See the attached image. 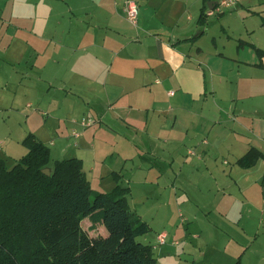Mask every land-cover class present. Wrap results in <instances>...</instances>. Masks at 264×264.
I'll return each instance as SVG.
<instances>
[{"label":"crops","instance_id":"crops-1","mask_svg":"<svg viewBox=\"0 0 264 264\" xmlns=\"http://www.w3.org/2000/svg\"><path fill=\"white\" fill-rule=\"evenodd\" d=\"M8 1V24L16 32L0 36L7 54L0 88L14 91L10 109L17 108L20 91L44 98L47 104H40L55 117L78 123L93 117L95 123L74 132L80 139L76 149L87 145L94 165L116 155L121 163L110 171L114 186L129 164L135 172L146 170L143 182L148 175L157 179L158 169L151 161L146 167L144 154L164 148L190 154L195 160L183 162L195 166L196 182L218 201L213 210L221 223L257 213L264 223V55L256 52L264 51V0H235L225 7L238 8V23H223V16L203 22L204 8L217 5L213 0H136V26L125 17V0H39L34 9L3 2ZM251 150L255 161L241 164ZM175 184L176 178L170 187ZM246 234L241 227L221 246L196 234L208 249L202 264H264L263 252L247 255ZM165 261L174 264L176 258L168 254Z\"/></svg>","mask_w":264,"mask_h":264},{"label":"rangeland","instance_id":"rangeland-1","mask_svg":"<svg viewBox=\"0 0 264 264\" xmlns=\"http://www.w3.org/2000/svg\"><path fill=\"white\" fill-rule=\"evenodd\" d=\"M3 1L0 0V36H3L6 30L16 32L14 26L8 24L12 23L8 11L10 1L6 5ZM13 1L16 7L17 5H23L27 6L28 9H34L39 4V0ZM213 1L220 2L221 0ZM204 9L202 20L205 23H215L222 16L223 23H238L240 20V17L234 14L238 11V8H234L232 11L220 6L218 11L212 15L207 14V6ZM177 10H180V7ZM188 12L194 15L192 9ZM220 12H223V14L219 15ZM4 53V44H0V80L6 79L5 69L7 67L5 65L7 62L5 60L7 54ZM17 70L21 71L23 67L16 68L15 71ZM13 92L8 88H0V158L6 161L7 167H11L27 153V148L21 143L24 138L18 139V136L24 134V132L26 135L31 131L37 134L50 148V168L55 160L74 156L82 157L85 161V171L91 181L92 189L98 192L111 191L115 181L111 177L110 171L118 170L121 160L116 155H113V157L107 155L104 157L105 159H100L102 162L94 165V156L92 157L87 145H81L82 151L76 149V142H80V139L74 137V132H81V128L85 126H82L80 122H76V118L73 119L60 114L55 117V114L42 107L41 104H47L44 98L40 100L37 95L25 96L20 91L17 92L15 102L17 108L10 109V99ZM40 112H43V115ZM89 118L92 124L95 123L96 120L93 117ZM58 124H61V127L57 132L55 129H57ZM73 128L74 131H72ZM67 129L69 130L68 133ZM9 134L10 139H8ZM88 137L90 136L88 135ZM51 142L52 144H50ZM84 142L89 144V140H84ZM164 149L162 152L150 156L144 154L143 157L146 160V167L149 166L151 161L154 171L158 169L157 173L159 175L156 180L151 181L152 177L148 175L147 182H143L140 179L143 174H146V170L135 172V167L129 164L126 175L121 177L119 181L122 186L130 187L131 191L127 197L130 210L139 214L151 227L150 232L139 236L137 240L155 245L153 254L157 258V264H168L165 261L168 254L175 256L176 262L174 264H191L192 261H195L194 264H202L208 249L200 245L199 239L195 238L196 234L204 235L206 240H209V237L219 240L218 245L221 246L219 242L225 245L227 234L235 236L234 232H237L241 227H244L247 232V237L243 240L244 244L251 245L247 255L250 257L253 253H264L263 217L257 213V215L251 216V219L240 222L232 220L229 221V225L226 222L221 223L220 218L213 210L219 206L218 201L206 194L208 191L201 188V185L196 182L199 179H196L195 166L183 162L185 158L194 161L195 157L190 156V154L186 155V153L178 154L176 152L173 154L167 148ZM130 167L133 168L132 171ZM122 173H124V170ZM167 173L168 176H166ZM126 178L134 179V183H131L130 179L125 180ZM174 178H176V184L171 188L170 185H172ZM186 183L190 185V188H186ZM182 191L189 194L190 201L184 198ZM198 195H201L200 198ZM181 211L182 213H180ZM90 225V221L86 218L81 221V227L87 236L106 233L104 226L98 224L92 229ZM161 232L167 234L164 243H158L157 241V236ZM256 236L258 237L257 241L251 244L257 238ZM213 260H216V258H213Z\"/></svg>","mask_w":264,"mask_h":264},{"label":"trees","instance_id":"trees-1","mask_svg":"<svg viewBox=\"0 0 264 264\" xmlns=\"http://www.w3.org/2000/svg\"><path fill=\"white\" fill-rule=\"evenodd\" d=\"M22 144L27 153L11 167L0 158V264H155L152 247L137 240L151 227L130 210L128 187L94 191L79 158L55 160L50 168L44 142L28 133ZM256 157L251 150L240 163ZM85 218L106 233L87 236Z\"/></svg>","mask_w":264,"mask_h":264},{"label":"built area","instance_id":"built-area-1","mask_svg":"<svg viewBox=\"0 0 264 264\" xmlns=\"http://www.w3.org/2000/svg\"><path fill=\"white\" fill-rule=\"evenodd\" d=\"M235 3V0H221L220 2H217V5L215 8H212L210 10L207 11V14H214L216 11H218V8L221 7H228L231 6ZM138 4L135 0H125L124 3V14L126 19L134 26L137 25V19H138ZM91 119L87 118V119H83L82 121H80V124L82 126H88L91 123ZM77 134V133H75ZM165 238H166V234L164 232H161L158 236H157V241L158 243H164L165 242Z\"/></svg>","mask_w":264,"mask_h":264},{"label":"water","instance_id":"water-1","mask_svg":"<svg viewBox=\"0 0 264 264\" xmlns=\"http://www.w3.org/2000/svg\"><path fill=\"white\" fill-rule=\"evenodd\" d=\"M44 173L49 174V169H43Z\"/></svg>","mask_w":264,"mask_h":264}]
</instances>
